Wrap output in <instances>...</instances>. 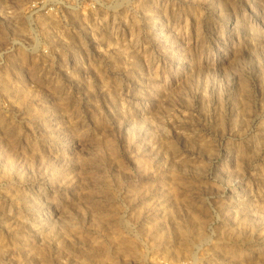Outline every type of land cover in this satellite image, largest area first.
<instances>
[{
  "label": "rangeland",
  "instance_id": "rangeland-1",
  "mask_svg": "<svg viewBox=\"0 0 264 264\" xmlns=\"http://www.w3.org/2000/svg\"><path fill=\"white\" fill-rule=\"evenodd\" d=\"M0 264H264V0H0Z\"/></svg>",
  "mask_w": 264,
  "mask_h": 264
}]
</instances>
